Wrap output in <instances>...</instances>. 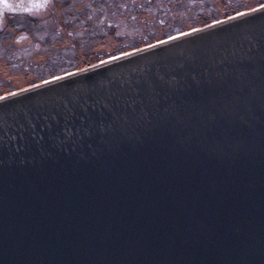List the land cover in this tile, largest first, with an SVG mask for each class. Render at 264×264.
Masks as SVG:
<instances>
[{"label":"water","instance_id":"obj_1","mask_svg":"<svg viewBox=\"0 0 264 264\" xmlns=\"http://www.w3.org/2000/svg\"><path fill=\"white\" fill-rule=\"evenodd\" d=\"M254 8L2 95L0 264H264V9ZM179 64L201 84L104 141L61 146L42 127L85 77Z\"/></svg>","mask_w":264,"mask_h":264},{"label":"rangeland","instance_id":"obj_2","mask_svg":"<svg viewBox=\"0 0 264 264\" xmlns=\"http://www.w3.org/2000/svg\"><path fill=\"white\" fill-rule=\"evenodd\" d=\"M255 1L82 0L84 12L76 10L72 18L67 11L64 19L62 13L47 16L50 13L30 11V15L46 17V25L25 33L2 29L5 18L0 15V31H6L0 35V96L40 83V79L53 74L83 69L117 52L140 48L145 46L141 43L145 39L157 42L167 28L182 32L197 28L193 23L200 12L223 19L236 14L232 9L240 3V9L247 8L240 12L253 9L258 6H254ZM73 4L77 2L72 1L70 6Z\"/></svg>","mask_w":264,"mask_h":264},{"label":"snow or ice","instance_id":"obj_3","mask_svg":"<svg viewBox=\"0 0 264 264\" xmlns=\"http://www.w3.org/2000/svg\"><path fill=\"white\" fill-rule=\"evenodd\" d=\"M4 7H10L7 0H4ZM258 7L264 9V5H258ZM250 11H256V9L253 8ZM157 43H164V41ZM121 55L127 56L130 53H121ZM231 55L237 58L235 51ZM110 59L115 60L119 57H110ZM244 59L245 57L241 55L238 57V62ZM106 62L102 60L99 63ZM95 67L96 65H89L88 68L79 69V71L87 72L89 68ZM198 75L195 67L189 68L179 64L157 66L155 69L149 68L119 79L112 77L94 81L85 77V83L80 85L78 90L74 89L67 98L48 109L47 114L42 117L44 121L42 127L47 128L51 133L49 139L58 140L61 146L66 142L75 145L85 138L98 137L104 141L106 137L116 133L118 128H122L130 117L139 116L142 119L161 110L169 111L175 101L172 104H168V101L176 92L185 86L190 89L193 84L196 86L201 84ZM2 99L4 97L0 96V100ZM36 119L40 120L41 117L37 116Z\"/></svg>","mask_w":264,"mask_h":264},{"label":"flooded vegetation","instance_id":"obj_4","mask_svg":"<svg viewBox=\"0 0 264 264\" xmlns=\"http://www.w3.org/2000/svg\"><path fill=\"white\" fill-rule=\"evenodd\" d=\"M62 1L66 0H7L10 7L6 8L4 7V0H0V15L5 18L2 29L12 30L13 28H18L20 33H25L26 30L31 31L30 29H34L33 27L35 29L43 28L46 25L43 18H47L42 15H30V11L50 13L47 16H51L52 13H62L63 19V13L66 11L70 14V18H72L76 10L84 12V2L82 0H67L68 5H61ZM72 1L77 2V4L70 6ZM67 24L72 26L70 22ZM2 33L5 34L6 31L1 30L0 35Z\"/></svg>","mask_w":264,"mask_h":264},{"label":"trees","instance_id":"obj_5","mask_svg":"<svg viewBox=\"0 0 264 264\" xmlns=\"http://www.w3.org/2000/svg\"><path fill=\"white\" fill-rule=\"evenodd\" d=\"M258 2V3H257ZM264 2H263V0H257V1H255L254 2V6H256V5H260V4H263ZM61 5H67L68 4V1L66 0V1H62L61 3H60ZM244 6H246V4L244 5ZM243 6V7H244ZM242 7V4L240 3L239 5H237V6H234L233 7V9L232 10H234V12L235 13H237V12H240V11H242V10H247V8H242V9H240ZM83 15V14H82ZM217 16L215 15V14H213V13H211V12H207V11H203V12H200L199 13V17L196 19V21H194L195 23H193V26L194 27H202V26H205V25H207V24H209L210 22H213V21H216V20H219V18H216ZM193 20V19H192ZM159 26H161V25H159ZM158 26V27H159ZM197 27V28H198ZM13 29H15L17 32H19L20 31V29H18V28H13ZM12 29V30H13ZM180 32H182V30H171V28H167L164 32H162V34L164 35L161 39H164V38H167V37H169V36H171V35H174V34H177V33H180ZM103 39H104V37H103ZM153 42V39L152 38H148V41H147V39H145V41H142L141 43L142 44H144V45H147V44H150V43H152ZM136 48H138L137 46L136 47H134L133 49H136ZM116 54H118V52L116 53ZM69 66H71V65H69ZM72 67V66H71ZM70 67V68H71ZM68 68V67H67ZM73 69H69V70H67L66 72H68V71H72ZM52 70H50V72H51ZM53 72V71H52ZM51 72V74H53ZM62 73H65V72H62ZM56 75H61V74H53V75H51V76H56ZM50 76V77H51ZM50 77H47V78H42V79H40V81H42V80H45V79H49Z\"/></svg>","mask_w":264,"mask_h":264}]
</instances>
